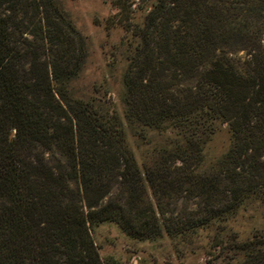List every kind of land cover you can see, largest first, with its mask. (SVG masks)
<instances>
[{"label": "trees", "instance_id": "obj_1", "mask_svg": "<svg viewBox=\"0 0 264 264\" xmlns=\"http://www.w3.org/2000/svg\"><path fill=\"white\" fill-rule=\"evenodd\" d=\"M129 1L146 13L122 118L73 96L86 42L60 0H0V264H115L99 254V225L190 238L264 208V0ZM220 122L231 142L207 164ZM236 238L214 246L264 264V230Z\"/></svg>", "mask_w": 264, "mask_h": 264}, {"label": "rangeland", "instance_id": "obj_2", "mask_svg": "<svg viewBox=\"0 0 264 264\" xmlns=\"http://www.w3.org/2000/svg\"><path fill=\"white\" fill-rule=\"evenodd\" d=\"M124 0H60L61 6L81 32L86 42L82 71L70 85L73 96L105 101L122 114V74L128 55L138 38L132 29L142 26L146 10L142 4ZM243 55V51L240 52ZM123 118V116H122ZM129 144L141 161V148L128 131ZM164 137L154 138L159 142ZM231 135L226 123H218L217 131L204 148L205 162H213L229 147ZM223 227H210L190 238L163 235L153 241L127 237L117 225L105 223L92 231L99 254L115 264H236L237 256L220 253L214 246L216 237L238 241L264 230V208L248 204Z\"/></svg>", "mask_w": 264, "mask_h": 264}]
</instances>
